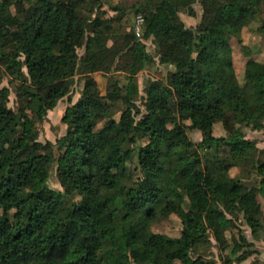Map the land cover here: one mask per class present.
Masks as SVG:
<instances>
[{"label":"trees","instance_id":"obj_1","mask_svg":"<svg viewBox=\"0 0 264 264\" xmlns=\"http://www.w3.org/2000/svg\"><path fill=\"white\" fill-rule=\"evenodd\" d=\"M195 3L202 16L189 27L180 13ZM109 8L107 16L101 4L90 12L77 0H0V264H215L196 248L211 235L219 249L229 242L234 259L224 264H242L257 249L236 220L264 241V149L242 130L264 127V61L248 58L240 82L228 39L264 12V0ZM128 9L143 17L141 39L133 22L123 24ZM258 31L264 35V17ZM104 35L115 36L109 46ZM148 39L167 72L140 90L136 73L154 62ZM96 72L109 74L104 94ZM5 75L15 82L16 110ZM76 75L83 86L61 118L65 133L40 143L37 123ZM138 97L143 112L135 117ZM216 123L226 134L213 133ZM234 167L243 174L230 175ZM52 171L61 189L50 186ZM226 214L232 221L221 228ZM170 215L182 223L179 236L151 229Z\"/></svg>","mask_w":264,"mask_h":264},{"label":"rangeland","instance_id":"obj_2","mask_svg":"<svg viewBox=\"0 0 264 264\" xmlns=\"http://www.w3.org/2000/svg\"><path fill=\"white\" fill-rule=\"evenodd\" d=\"M135 1L138 0H118V2L123 3V7H127L132 5ZM108 8L107 16L114 14L115 12ZM135 13L133 9H128L126 17L123 20L124 25L130 26L134 21ZM202 16V9L198 3H195L187 8L185 12L180 13L181 19L185 22L186 26L194 27L196 26L199 21L201 20ZM264 17V12L260 15L256 16L248 25L242 28L240 34L238 36H232L228 39V48L230 51V56L233 61L234 69L236 75L241 82L243 80V71H244V64L248 58H253L257 61H264V35L259 33L258 27L261 23V19ZM138 37V36H137ZM138 38H142V28H141V35ZM115 39V36H103V45H110ZM146 49L148 53H150L154 57V62L149 63L144 68L140 69L136 73V79L139 85L140 90L143 87V83L146 79L152 78L156 83H159L163 77L165 76L167 70L164 64L160 63L155 55L154 45L152 44L151 40H144ZM7 46L6 48H9ZM78 52L81 54L83 52V48H80ZM227 51L225 49H220L218 55H224ZM67 63H64L63 69L66 67ZM63 69L59 71V75L63 76ZM114 75L120 80L121 83L125 81V73L121 71H117ZM93 77L97 81L98 91L102 94L106 92V88L108 86V77L109 74H105L102 72H96L93 74ZM10 76H6L1 81L2 85L8 86L10 88V95H9V103L8 106L12 109L16 110L18 107L17 98L14 92L15 82L10 79ZM83 83L80 76H75L73 84L71 86L70 92L65 95L62 99H60L56 106L47 112L46 117L37 123L38 129V141L40 143H44L45 141L49 140L55 143L56 139L61 137L66 130V125L62 122L61 118L64 114L66 107L75 102L77 98L80 96V91L82 89ZM131 110L132 114L137 117L143 112V104L142 100L138 97L137 100L131 103ZM186 123H190V121H186ZM242 130L245 134V138L251 140L256 148L264 149V127L261 129H252L249 126H243ZM213 133L215 135H224L226 131L223 129L221 123H216L213 127ZM188 135L193 142H198L202 138V134L198 130H188ZM55 145V144H54ZM56 147V145H55ZM214 153V148L210 149L209 157H211ZM230 175H240L243 172L240 171L239 168L234 167L230 169ZM49 184L53 188L61 189L54 171H52ZM263 207H264V199L259 198ZM221 228L226 227L229 225L232 218L230 215H225L224 217H220ZM236 225L239 229H241L245 236L250 240L253 241L251 232L248 226L241 224L239 220H236ZM186 227L185 229V239L190 240L194 235V230L192 224L187 222L184 224ZM151 229L155 232H160L167 234L172 237H176L180 235V231L182 229V223L180 219L176 215H170L166 219H159L152 223ZM236 230L233 232H227V236L229 237L231 233H235ZM258 241V243H254V248L261 251L264 248V241L262 240H254ZM222 249H219L217 246V242L213 235L210 236V245L206 243H198L197 244V251L202 252L205 251L206 255H204L205 259L213 260L215 264H224L226 258L228 256L231 259H234V256L230 253V245L229 242L225 239L222 240ZM258 245V246H256ZM167 248L172 250L174 245L168 244ZM210 249V250H209ZM255 254V253H254ZM250 255L246 260L242 262V264L249 263V264H258L263 263V259L259 257V255ZM260 254V252H259ZM234 262V261H233ZM238 264V263H233Z\"/></svg>","mask_w":264,"mask_h":264},{"label":"crops","instance_id":"obj_3","mask_svg":"<svg viewBox=\"0 0 264 264\" xmlns=\"http://www.w3.org/2000/svg\"><path fill=\"white\" fill-rule=\"evenodd\" d=\"M77 1L82 7L86 8L90 12H94L99 4L102 5L103 9L108 10L110 3L118 2V0H77ZM122 5L124 4L122 3ZM253 242L258 243V241H254V240ZM254 255H259L260 259L261 258L263 259L264 258V248L261 251L257 250V252ZM245 264H249V263H245ZM258 264H262V263H258Z\"/></svg>","mask_w":264,"mask_h":264},{"label":"built area","instance_id":"obj_4","mask_svg":"<svg viewBox=\"0 0 264 264\" xmlns=\"http://www.w3.org/2000/svg\"><path fill=\"white\" fill-rule=\"evenodd\" d=\"M142 22H143L142 15L140 13L136 14L134 21H133V28H134V32H135L136 36H138V37L141 35Z\"/></svg>","mask_w":264,"mask_h":264}]
</instances>
